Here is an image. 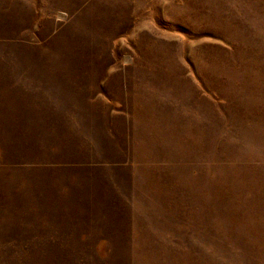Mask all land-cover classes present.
<instances>
[{"label": "rangeland", "instance_id": "obj_1", "mask_svg": "<svg viewBox=\"0 0 264 264\" xmlns=\"http://www.w3.org/2000/svg\"><path fill=\"white\" fill-rule=\"evenodd\" d=\"M0 69L91 70L115 112L0 264H264V0H0Z\"/></svg>", "mask_w": 264, "mask_h": 264}, {"label": "crops", "instance_id": "obj_2", "mask_svg": "<svg viewBox=\"0 0 264 264\" xmlns=\"http://www.w3.org/2000/svg\"><path fill=\"white\" fill-rule=\"evenodd\" d=\"M95 77L91 70L0 69V226L36 220L23 213L52 221L66 195L63 176L111 162L107 119L115 112L105 94L91 92Z\"/></svg>", "mask_w": 264, "mask_h": 264}]
</instances>
